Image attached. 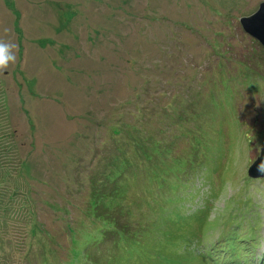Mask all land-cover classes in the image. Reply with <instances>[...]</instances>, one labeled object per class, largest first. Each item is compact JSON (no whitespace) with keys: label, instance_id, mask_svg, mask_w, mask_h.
<instances>
[{"label":"rangeland","instance_id":"374dc122","mask_svg":"<svg viewBox=\"0 0 264 264\" xmlns=\"http://www.w3.org/2000/svg\"><path fill=\"white\" fill-rule=\"evenodd\" d=\"M262 2L0 0V264H264Z\"/></svg>","mask_w":264,"mask_h":264},{"label":"trees","instance_id":"16d2710c","mask_svg":"<svg viewBox=\"0 0 264 264\" xmlns=\"http://www.w3.org/2000/svg\"><path fill=\"white\" fill-rule=\"evenodd\" d=\"M216 148H218L217 146H215ZM207 169V165L205 163V170L204 173ZM204 175V174H203ZM248 177L245 178L244 182L246 183ZM249 180V179H248ZM201 183H204V180H199ZM203 189H204V185L202 184H198V186L196 187V189L194 190V192L192 193L193 198H195V202H194V207H193V212L197 213L199 211V209H202V214L205 211H208L210 209V206H208V201L206 200H201V196L203 197ZM245 186L240 189L239 191L236 192V194H238L239 199H237V197H235V195H233L231 198H229V200L227 201L229 203V207L226 208L224 207V209L226 208L228 215H232L234 214L233 212H229V209L232 206V202H236L239 203L243 200L242 197V192L243 190H245ZM201 190V192H200ZM210 201V199H209ZM244 204H246V200H244ZM252 211V210H251ZM263 211V210H262ZM238 212H243L242 210L238 211ZM264 212V211H263ZM246 215L243 216L240 220H235L234 218L229 219L228 215H226V218L224 219V221H228L229 224L227 227H223V229L220 232V237L221 239L224 241L223 243L225 244V247L223 249H227V253L231 254L233 256L232 260H227L225 259L224 262L229 261V262H236V261H243L245 258L244 257H250L253 255V249L256 248L257 246H259V244L255 243L254 239L257 238L258 240H262L261 237L264 236H260V230H262L264 228V220L261 219L260 221H255L254 216L252 217V214L249 212H245ZM198 216V215H197ZM234 217H236V215H234ZM252 217V218H251ZM218 219V218H217ZM247 219H251L249 222V227L246 230H241L240 229V225L241 224H245ZM112 224L111 223H107V227H104V231H108V227H110ZM210 233V232H208ZM102 237L104 236L103 231L101 232ZM207 234V232H206ZM218 236V237H219ZM237 245H241V247L243 248H239L237 247ZM241 252H244V257L242 256Z\"/></svg>","mask_w":264,"mask_h":264},{"label":"water","instance_id":"95a60500","mask_svg":"<svg viewBox=\"0 0 264 264\" xmlns=\"http://www.w3.org/2000/svg\"><path fill=\"white\" fill-rule=\"evenodd\" d=\"M241 25L248 35L256 39L264 47V2L259 5L258 10L253 15L243 17ZM258 162H263V166ZM248 173L253 179L264 177V149H262L261 155L249 168Z\"/></svg>","mask_w":264,"mask_h":264},{"label":"clouds","instance_id":"9594fccd","mask_svg":"<svg viewBox=\"0 0 264 264\" xmlns=\"http://www.w3.org/2000/svg\"><path fill=\"white\" fill-rule=\"evenodd\" d=\"M15 49L14 43L0 40V74L7 70L10 65L16 63Z\"/></svg>","mask_w":264,"mask_h":264}]
</instances>
